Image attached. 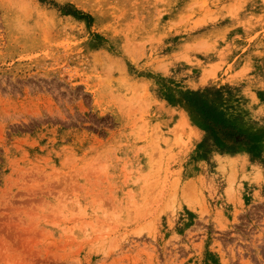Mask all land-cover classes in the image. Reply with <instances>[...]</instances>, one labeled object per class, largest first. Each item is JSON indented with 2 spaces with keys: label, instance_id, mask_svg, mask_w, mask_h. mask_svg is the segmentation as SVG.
I'll return each instance as SVG.
<instances>
[{
  "label": "rangeland",
  "instance_id": "rangeland-1",
  "mask_svg": "<svg viewBox=\"0 0 264 264\" xmlns=\"http://www.w3.org/2000/svg\"><path fill=\"white\" fill-rule=\"evenodd\" d=\"M0 264H264V0H0Z\"/></svg>",
  "mask_w": 264,
  "mask_h": 264
},
{
  "label": "trees",
  "instance_id": "trees-1",
  "mask_svg": "<svg viewBox=\"0 0 264 264\" xmlns=\"http://www.w3.org/2000/svg\"><path fill=\"white\" fill-rule=\"evenodd\" d=\"M189 100L194 106L203 112L204 116L210 119L212 127L219 132L218 135L222 136V139L220 138L219 141L220 144L226 149L235 151L239 140L231 142V140L234 139V136L232 135L233 132L226 124L225 120L222 119V114L213 108V106L209 104L208 99L199 92H192L191 96H189Z\"/></svg>",
  "mask_w": 264,
  "mask_h": 264
},
{
  "label": "bare ground",
  "instance_id": "bare-ground-1",
  "mask_svg": "<svg viewBox=\"0 0 264 264\" xmlns=\"http://www.w3.org/2000/svg\"><path fill=\"white\" fill-rule=\"evenodd\" d=\"M87 89L89 90V91H92V83H88V87H87Z\"/></svg>",
  "mask_w": 264,
  "mask_h": 264
}]
</instances>
